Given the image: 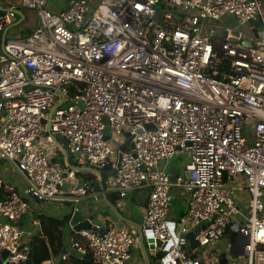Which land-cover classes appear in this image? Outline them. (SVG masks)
<instances>
[{"label":"built area","instance_id":"1","mask_svg":"<svg viewBox=\"0 0 264 264\" xmlns=\"http://www.w3.org/2000/svg\"><path fill=\"white\" fill-rule=\"evenodd\" d=\"M46 3L0 9V161L21 176L27 196L44 205L95 196L88 183H76V171L52 162L56 142L76 154L74 167L100 170L116 161L127 134L133 146L103 185L121 198L148 186L143 227L169 245L157 264H199L168 224L173 188L187 193L179 235L204 226L195 240L205 264H219L215 245L231 226L243 239L234 247L244 264H264L263 0H68L58 12ZM24 10L33 30L5 39L18 14L28 24ZM230 17L232 27L224 26ZM175 155L184 160L172 183ZM239 184L248 192L246 212ZM4 188L0 252L8 255L0 264L24 263L40 223L23 239L19 224L31 205L14 186ZM72 232L79 261L89 253L94 264L131 260L134 239L124 229Z\"/></svg>","mask_w":264,"mask_h":264},{"label":"crops","instance_id":"2","mask_svg":"<svg viewBox=\"0 0 264 264\" xmlns=\"http://www.w3.org/2000/svg\"><path fill=\"white\" fill-rule=\"evenodd\" d=\"M18 1L19 0H0V9L6 8L10 5H15L18 3ZM67 3H68V0H67ZM67 3L65 5V7L67 6ZM60 10H62V9H60ZM25 15H26V17L28 16V21H27L28 24L27 25H30V27H31L30 31L28 32V34H29L34 28V24H35L34 16L29 12L25 13ZM21 21H22V19H20V17L18 16V22L17 23L20 24ZM60 145L61 144L58 143L57 152H55V154L53 155V159L55 160V157L57 156L58 152H60L62 155V160H63L64 166H65V170H66L67 169L66 166H68V163L70 165L74 166V163H72L71 160H73L75 157L69 158V160L67 161L64 158V155H63V152L61 150ZM172 159L169 160V162H168V168H169V166L174 164L177 168L182 170V166L180 167L177 164V162H174V161L171 162ZM88 174L95 177V179H96L95 182L98 181V178L96 175H94L92 173H88ZM84 181L85 180L81 176H79V177L77 176L76 183H82ZM239 181H241V180H239ZM74 182L70 181L65 186L64 190L68 189V187L71 184H73ZM88 184H90V183H88ZM5 185L14 186L16 188V190L19 192V194L21 195V197L23 199H26L27 201H29V203L31 205V211L20 221V224H19V226L21 227L22 233H23L22 234L23 239L28 237V233L35 232V229L32 225V222L34 220H36V217L38 215L46 214V215H51V216H54L57 218H62L69 213V209L65 207L64 203L63 204L53 203V204H46V205H44V204L37 205L32 200H30L27 196V193H26V184L24 183L21 176L16 172V170L11 165H9L8 163H5L4 165H0V195H2L3 197L6 196V190L4 188ZM237 190H238V194H239L240 198L242 199V203L240 204L241 209L244 212H246L247 202H248V198H249L248 192H247V190L243 184L237 185ZM90 192L95 193L94 187L92 189H90ZM136 192H138V191H134V192H131L129 194L132 195V194H135ZM170 196H171V203L170 204H172V201H175V205H173V204L170 205L169 214H168V224L174 225V227H173L174 233L176 236H179L178 225L181 221V218L184 216V214L187 210V193L183 189L173 188L170 192ZM99 200H101L100 191L97 192L95 196H89L86 200L80 202L79 205H80V208L82 210L86 209V207H89L91 209H95L96 215L98 214V216H96L95 221L93 222L95 225H97L101 228L115 226V224H117V220L115 219V217H113L108 206L104 203L95 204ZM113 205L115 207H117V202L113 203ZM144 206L138 207V209L134 213L135 217H142L143 211H144ZM117 208L120 210L119 207H117ZM175 208H177V210ZM122 212H123V215L127 219L132 218V215H130L129 213H127L125 211H122ZM69 228H70V226H69ZM123 229L126 230L134 239V245L131 249V255H132L131 260L127 264H157V262H158L157 258H158V255L160 254L159 249L149 248V245L147 243V238L144 237L142 240L141 237L139 236V231L136 228L127 225ZM70 232H72L71 228H70ZM70 239L71 238H70V233H69L68 239L65 240L66 241L65 242V251L69 252V253L71 252V248H70V241L71 240ZM241 239L242 238L240 236H238V234L234 231V227L231 226L225 232V235L220 239V241L215 245L214 252L217 254V256H219L220 254H225L229 258V260H231L232 263H234V264H244L246 262V255L244 254V252L236 251L235 247H234L236 242H238L239 240L240 241L243 240V239L242 240ZM141 242H143V248L144 249H142V247H141ZM184 249L189 253V255L191 257L197 256L196 252L190 248L189 244H185ZM200 252L202 253L203 251L200 250ZM59 263H60V258L55 257V258H52L49 262L44 263V264H59Z\"/></svg>","mask_w":264,"mask_h":264},{"label":"water","instance_id":"3","mask_svg":"<svg viewBox=\"0 0 264 264\" xmlns=\"http://www.w3.org/2000/svg\"><path fill=\"white\" fill-rule=\"evenodd\" d=\"M158 15H159V13L156 14V17H158ZM18 16L20 17V19H22V14H18ZM17 24H15V25H17ZM252 34L254 36L257 35L255 30L252 31ZM1 44H3V39L1 41ZM69 105H70V103L67 104L66 106H69ZM0 116H1V114H0ZM105 123L107 124L106 120H105ZM145 129H147V130L150 129V126H146ZM105 134H106V137L108 138V136H109L108 127H106V129H105ZM124 136L126 137V142H125L124 147H122L118 151L116 161L115 162H112V161L107 162L100 170H94L91 168H77V167H74L68 163L69 170H74L77 173L78 172L92 173V174L97 176L98 181L94 185V192L97 193L100 191L101 200H99L95 204H100V203L106 204L108 206V208L110 209L113 217H115V219L117 220V224H115V226H112V227L101 228V227H99L93 223L96 219V216H98V214L96 215L95 209H91L89 207H86V209L82 210L80 208L79 204H74L72 201L67 200L64 203V205L66 208L69 209V213H70L69 226L71 227V229L74 232L88 231V232H92V233L103 234V233L108 232L112 228L123 229L125 226L128 225V226H132V227L136 228L139 231V236L141 237L142 240L144 237L147 238V243L149 245V248H156V249H160V250L167 249L169 247V245L162 243L160 241L153 242L151 239H149L150 234H149V231L143 227L142 217H135V215H134L135 212H133L131 210V211H128L127 213L132 215V218L127 219L123 215V212L113 205V203L121 201V200L127 201L129 199H132L135 206H137V207L144 206L147 199H148V194H149L148 186L144 185L135 194H132V195L128 194L123 198H121L119 196V192L116 190H105L104 189V185H103L104 181L107 178L114 177L116 175V172L119 169L120 164H121L122 154L124 152H126V150L128 148H132V146H133L131 144V138H129L127 134H125ZM56 144L58 145V142H56ZM60 147H61V150L63 152L64 158L67 161L69 160V158L76 157V154H68L62 145H60ZM52 162H55V160H52ZM4 164H5L4 161H0V165H4ZM180 173H181V170L179 168H177L174 164L169 166V168H168L169 180L172 183H174L176 181V178L180 175ZM66 195L68 198L72 197L70 194H66ZM28 197H30V195H28ZM30 200H32L35 204L40 205V202L36 198L31 196ZM169 226H170V229L173 230L174 225L169 224ZM203 229H204V226H201V227H198V228L188 232L185 235H179V238H183L185 240V244H189L190 248L196 252V254H197L196 258L198 259L199 264H205V261L202 258V255H201L200 249L198 248V244L195 240V237ZM185 244L182 245V248L185 247ZM141 247H142V249H144L143 248V242H141ZM65 252L66 251L63 250V253H65ZM7 255H8V252L6 250L0 252V262L4 261L5 258L7 257ZM70 255H74V252L71 251ZM218 258H219V264H227L228 263V258L225 254H220L218 256ZM19 264H32V262H31V251L30 250H29L27 261L24 263H19Z\"/></svg>","mask_w":264,"mask_h":264},{"label":"trees","instance_id":"4","mask_svg":"<svg viewBox=\"0 0 264 264\" xmlns=\"http://www.w3.org/2000/svg\"><path fill=\"white\" fill-rule=\"evenodd\" d=\"M141 1V0H138ZM160 8L163 7V4H159ZM256 27H260V23L257 20L253 23ZM2 41V33H0V48ZM56 162L61 165V168L65 170V166L62 160V155L58 152L55 157ZM76 175L81 176L85 181V183L89 184V191L96 184L95 177L88 173L78 172ZM2 195H0V199H3ZM36 219L40 223V234L32 236L26 240V246L31 251V262L32 264H44L49 262L52 258L59 257V264H94L91 254H87L84 257L83 261H79V258L75 255H70L67 260L62 261L61 256L63 254V250H65V238L63 234V230L66 226L69 225L70 213L65 215L62 218H57L51 215L40 214L36 217ZM228 230V229H227ZM226 230V231H227ZM70 238H77L80 240L78 236H76L73 232H70ZM160 255V254H159ZM158 255V257H160ZM158 259V258H157Z\"/></svg>","mask_w":264,"mask_h":264},{"label":"rangeland","instance_id":"5","mask_svg":"<svg viewBox=\"0 0 264 264\" xmlns=\"http://www.w3.org/2000/svg\"><path fill=\"white\" fill-rule=\"evenodd\" d=\"M66 3H67V0H47L45 9H47L50 12H57L60 9H63L65 7ZM263 3H264V0H263ZM156 8H157V10H160V6H157ZM23 12L27 13V11H25V10ZM261 22H262V19H259V23H261ZM233 23H234V20L232 17L224 20V26H226V27H232ZM30 29H31V27H30V25H27V23L15 25L14 27H12L6 31L5 39L9 40V39H16L17 37H21V38L26 37L28 35V32L30 31ZM240 30L245 31L246 27H242V28H240ZM183 160L184 159H183L182 155H175L171 162H173V161L177 162V164L181 167L183 165ZM71 161H72V163L75 162L74 159ZM66 167H67V169H69L68 166H66ZM66 183H67V181H66ZM172 204L175 205V201H172ZM117 207H119L121 211H125V212L131 211V210L133 212H135L138 209V207L135 206L132 199H129L127 201H124V200L118 201ZM175 209L177 210V208H175ZM69 233H70V228H69V226H66L63 230L65 240L68 239Z\"/></svg>","mask_w":264,"mask_h":264}]
</instances>
